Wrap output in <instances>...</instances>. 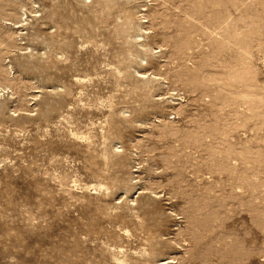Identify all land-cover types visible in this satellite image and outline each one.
Here are the masks:
<instances>
[{
    "label": "rangeland",
    "instance_id": "1",
    "mask_svg": "<svg viewBox=\"0 0 264 264\" xmlns=\"http://www.w3.org/2000/svg\"><path fill=\"white\" fill-rule=\"evenodd\" d=\"M263 178L264 0H0V264H264Z\"/></svg>",
    "mask_w": 264,
    "mask_h": 264
},
{
    "label": "bare ground",
    "instance_id": "2",
    "mask_svg": "<svg viewBox=\"0 0 264 264\" xmlns=\"http://www.w3.org/2000/svg\"><path fill=\"white\" fill-rule=\"evenodd\" d=\"M206 2H207V1H206ZM208 2H209V1H208ZM219 2H220V1H219ZM212 3H214V2H211V4H212ZM217 3H218V1H217ZM202 4H203V3H202ZM207 4H208V3H207ZM203 6H204V4H203ZM203 6H202V7H203ZM210 7H211V6H210ZM210 7H209V8H210ZM212 7H214V6H212ZM207 8H208V7H207ZM214 8H215V7H214ZM211 9H212V8H211ZM200 10H201V7H200ZM225 10H226V9H225ZM184 11H185V10H184ZM192 12H193V11H192ZM196 12H198V11H196ZM200 12H202V11H200ZM188 13H190V11H189ZM190 14H191V13H190ZM194 14H195V12H194ZM196 14H197V13H196ZM199 14H200V13H199ZM228 14H229V13H228ZM187 15H188V14H187ZM187 15H186V16H187ZM192 15H193V14H192ZM192 15H191V16H192ZM197 15H198V14H197ZM220 15H222V14H220ZM195 17H197V19L199 18V16H195ZM195 17H194V18H195ZM220 17H221V16H220ZM190 18H191V17H190ZM192 18H193V17H192ZM200 18H201V17H200ZM200 18H199V19H200ZM202 18H203V17H202ZM202 18H201V19H202ZM224 18L226 19V17H224ZM218 19H219V16H218ZM218 19H217V20H218ZM229 19H230V18H229ZM194 20H195V19H194ZM215 20H216V19H215ZM219 20H220V19H219ZM219 20H218V22H219ZM198 21H199V20H198ZM235 22H236V20L234 21V23H235ZM179 23H180V22H179ZM207 23H208V22H207ZM210 23H211V22H210ZM215 23H217V21H216ZM234 23H233V24H234ZM242 23H243V21H242ZM242 23H241V24H242ZM233 24H232V25H233ZM237 25H238V24H237ZM223 26H224V25H223ZM224 27H225V26H224ZM233 27H235V24H234ZM212 28H213V27H212ZM235 28H237V29L239 28V29H240L241 27L238 26V27H235ZM213 29H214V28H213ZM226 29H227V27H226ZM214 30H216V29H214ZM223 30H225V28H224ZM238 31H239V30H238ZM233 32H234V31H233ZM225 33H229V31H228V32L226 31ZM231 33H232V32H231ZM234 33H236V32H234ZM240 34H241V31H240ZM222 35H223V34H222ZM222 35H221V36H222ZM228 35H230V33H229ZM232 35H233V34H231V37H232ZM225 36H226V35H225ZM237 36H238V35H237ZM219 38H220V37H219ZM225 38H226V37H225ZM221 39H222V38H221ZM227 39H228V38H227ZM242 39L244 40L245 38H242ZM224 40H225V39H223V41H224ZM229 40H230V39H229ZM234 40H235V38H234ZM239 40H240V38H239ZM225 42H226V41H225ZM221 44H222V43H221ZM235 44H236V41H235ZM240 45H241V44H240ZM240 45H238V46H240ZM247 45H248V44H247ZM241 46H242V45H241ZM241 46H240V48H241ZM247 48H248V47H247ZM238 49H239V48H238ZM241 49H242V48H241ZM243 50H244V49H243ZM143 78H144V77H143ZM176 78H177V80H181V78H180L179 75H178ZM182 80H185V79H182ZM182 82H183V81H182ZM183 83H184V82H183ZM195 84H196V83H195ZM188 85H189V84H188ZM192 85H193V84H192ZM189 86H190V85H189ZM176 88H177V87H176ZM192 88H193V86H192ZM260 95H261V94H260ZM202 127H203V126H202ZM202 127H201V128H202ZM199 129H200V128H199ZM193 130H194V129H193ZM196 130H197V129H196ZM217 130H218V129H217ZM203 131H205V130H203ZM218 131H219V130H218ZM222 131H223V130H222ZM224 131H225V129H224ZM201 132H202V131H201ZM219 132H220V131H219ZM192 133H193V132H192ZM195 133H196V131H195ZM195 133L191 134V135H194V139H195ZM205 133H206V131H205ZM205 133H204V135H205ZM207 133H208V132H207ZM207 133H206V134H207ZM211 133H212V132H211ZM185 134H186V133H185ZM212 134H213V133H212ZM212 134H211V135H212ZM224 134H225V133H224ZM183 135H184V134H183ZM186 135H187V134H186ZM186 135H185V137H187ZM207 135H208V134H207ZM211 135H210V136H211ZM220 135H221V134H220ZM189 136H190V135H189ZM200 136L202 137V135H200ZM208 137H209V136H208ZM197 138H198V137H197ZM187 139H188V138H187ZM201 139L203 140V138H200V140H201ZM205 139H206V138H205ZM209 139H210V138H209ZM197 140H198V139H197ZM186 141H187V144H188L189 139L186 140ZM192 141H194V140H192ZM195 141H196V140H195ZM195 141H194V142H195ZM209 141H210V140H209ZM202 142H203V141H202ZM196 143H197V142H196ZM196 143H195V145H196ZM206 143H207V141H205V144H206ZM185 144H186V143H185ZM197 144H198V143H197ZM199 144H200V143H199ZM211 144H212V143H211ZM206 145H207V144H206ZM204 146H205V145H204ZM212 146H213V145H212ZM212 146H210V147H212ZM210 147H209V148H210ZM213 148H214V146H213ZM216 149H217V148L215 147L214 150L217 151L218 149H217V150H216ZM214 150H213V151H214ZM213 151H212V152H213ZM222 151H223V150H222ZM218 153H219V152H218ZM212 154H213V153H212ZM212 154H211V155H212ZM211 155H210V156H211ZM214 155L216 156V154H214ZM219 155H220V154H219ZM210 158H211V157H210ZM214 158H215V157H213L212 159H214ZM218 158H219V157L217 156V159H218ZM221 158H222V157H221ZM219 159H220V158H219ZM219 159H218V160H219ZM226 159H227V158H226ZM226 159H225V160H226ZM228 159H229V158H228ZM218 160H217V161H218ZM220 160H221V159H220ZM211 161H213V160H211ZM211 161H210V162H211ZM215 161H216V160L214 159L213 163H214ZM226 161H227V160H226ZM220 165H221V162L219 163V166H220ZM212 166H213V165H212ZM214 167H215V166H214ZM234 168H236V167H234ZM243 168H245V166H244ZM212 169H213V168H212ZM218 169H219V168H218ZM218 169H217L216 172L220 173V169H221V168L219 169V171H218ZM241 169H242V168H241ZM242 170H243V169H242ZM244 170H245V169H244ZM232 171H233V170H232ZM233 172H235V170H234ZM233 172H232V174H233ZM238 173H239V172H238ZM243 175H245V174H243ZM234 176H235V175H233V177H234ZM230 177H231V176H230ZM245 177H246V176H244V178H245ZM207 178H208V177H207ZM242 179H243V178H242ZM246 179L248 180L249 178L247 177ZM261 180H262V179H261ZM261 180H260V183H261V184L264 183V181H261ZM263 180H264V178H263ZM245 181H246V180H245ZM255 181H257V179H255ZM209 182H210V181H209ZM213 182H215V181H213ZM247 182H249V180H248ZM258 182H259V179H258V181H257L256 183H258ZM240 183H241V182H240ZM244 183H245V182H244ZM206 184L208 185V183H206ZM241 184H242V183H241ZM250 184H251V183H250ZM252 184H254V183H252ZM252 184H251V186L249 185V187H248L249 190H250V187H252V186H254V187H252V188H256V187H257V186L255 187V185H252ZM261 184H260V185H261ZM216 185H217V184H216ZM243 185H246V184H243ZM262 185H263V184H262ZM212 186H213V185H212ZM217 186H218V185H217ZM220 186H221V185H220ZM238 186H239V185H238ZM238 186H236V187H238ZM240 186H242V185H240ZM246 186H247V185H246ZM258 186H259V183H258ZM263 186H264V185H263ZM234 187H235V186H234ZM261 187H262V186H261ZM222 188H223V187H222ZM239 188H240V187H239ZM241 188H244V187L242 186ZM241 188H240V189H241ZM248 188L245 189V192H246V190H248ZM258 188H259V187H258ZM202 189H203V188H202ZM211 189H212V188H211ZM256 189H257V188H256ZM260 189H261V188H260ZM260 189H259V190H260ZM192 190H193V189H192ZM214 190H215V189H214ZM214 190H213V191H214ZM206 191H207V189H206ZM217 191H218V190H217ZM217 191H216V192H217ZM253 191H254V190H253ZM261 191H262V190H261ZM191 192H192V191H191ZM198 192H199V191H198ZM235 192H236V196H237V192H238V191L235 190ZM247 192H248V191H247ZM210 193H211V192H210ZM240 193H242V191H241ZM240 193H239V194H240ZM251 193H252V191H251ZM257 193H259V192H257ZM193 194H194V193H193ZM199 194H200V193H199ZM211 194H212V195H213V194L216 195L215 192H214V193L212 192ZM243 194L246 195V193H243ZM243 194H242V195H243ZM247 194H248V193H247ZM196 195H197V194H196ZM203 195H204V194H203ZM203 195H200V196H203ZM240 195H241V194H240ZM253 195H255V194H253ZM258 195H260V194H257V196H258ZM198 196H199V195H198ZM218 196H219V195H218ZM248 196H249V195H248ZM251 196H252V195H251ZM255 196H256V195H255ZM206 197H207V196H206ZM237 197H238V196H237ZM249 197H250V196H249ZM202 198H203V197H202ZM209 198L211 199V197H209ZM209 198H208V199H209ZM214 198H215V196H214ZM253 198H255V197H253ZM253 198H252V199H253ZM186 199H187V198H186ZM196 199H197V198H196ZM210 199H209V200H210ZM239 199H241V196H239ZM256 199H257V198H256ZM204 200H205V199H204ZM216 200H218V198H217ZM154 201H155V200H154ZM190 201H191V200H190ZM194 201H195V200H194ZM206 201H207V200H206ZM249 201H250V200H249ZM249 201H248V199H247V202H249ZM259 201H260V200H259ZM204 202H205V201H204ZM208 202H209V201H208ZM243 202H246V201H243ZM255 202H256V201H255ZM148 203H149V202H148ZM186 203H187V202H186ZM193 203H194V202H193ZM252 203H253V200H252ZM260 203H262V202H260ZM201 204H202V203H201ZM203 204H204V203H203ZM203 204H202V205H203ZM248 204H250V203H248ZM256 204H257V203H256ZM256 204L253 203V205H256ZM188 205H189V204H188ZM202 205H200V206H202ZM206 205H207V202H206ZM239 205H240V204H239ZM200 206H199V207H200ZM204 206H205V204H204ZM241 206L243 207L242 204H241ZM199 207H197V210H198ZM252 207H253V206H252ZM190 208H191V205H190ZM190 208L188 209V211L190 210ZM203 209H204V208H203ZM206 209H207V208H206ZM244 209H245V207H244ZM249 209H251V206H250ZM200 210H202V208L199 209V211H200ZM259 210H260V209H259ZM262 210H263V209H262ZM193 211H195V209H194ZM263 211H264V210H263ZM158 212H159V211H158ZM191 212H192V211H191ZM201 212H203V211H201ZM254 212H255V211H254ZM256 212H257V211H256ZM170 213H171V212H170ZM187 213H188V212H187ZM195 213H198V212L196 211ZM171 214H172V213H171ZM188 214H190V213H188ZM253 214H254V213H253ZM262 214H264V213L262 212ZM262 214H261V215H262ZM194 215H195V214H194ZM255 215H257V214H255ZM186 216H188V215H186ZM207 216H208V215H207ZM251 216H252V215H251ZM257 216H258V215H257ZM137 217H138V214H137ZM202 217H203V216H202ZM205 217H206V216H205ZM215 217H216V215H215ZM215 217H214V218H215ZM254 217H255V216H254ZM254 217H253V216L251 217L252 220H253ZM203 218H204V217H203ZM214 218H213V219H214ZM256 218H257V217H256ZM213 219H212V220H213ZM216 219H217V217H216ZM191 220H192V219H191ZM193 220L196 221L195 219H193ZM260 220H261V219H260ZM260 220H257V221H260ZM189 221H190V220H189ZM206 221H207V219H205V222H206ZM213 221H214V220H213ZM262 221H263V223H264V220H263V219H262ZM262 221H260V222H262ZM137 222H138V221H137ZM140 222H141V221H140ZM192 222H193V221H192ZM197 222H198V221H197ZM199 222H200V221H199ZM201 222L204 223L203 220H202ZM217 222H219V221H216V220H215V223H216V224H217ZM150 223H151V222H150ZM189 223H190V222H189ZM194 223H195V222H194ZM202 223H201V224H202ZM215 223H214V225L216 226ZM254 223H255V222H254ZM137 224H138V223H137ZM137 224H136V225H137ZM187 224H188V223H187ZM199 224H200V223H199ZM206 224H208V223H206ZM212 224H213V222H212ZM218 224H219V223H218ZM141 225H142V224H141ZM190 225H191V223H190ZM202 225H204L205 228H206V225H205V224H202ZM209 225H210V223H209ZM209 225H208V226H209ZM214 225H213V226H214ZM258 225H260V223H259ZM263 225H264V224H263ZM192 226H194V225H192ZM197 226H198V225H197ZM219 226H221V225H219ZM144 227L147 228L145 225H144ZM194 227H196V226H194ZM209 227H210V226H209ZM211 227H212V225H211ZM198 228H202V227H198ZM214 228H216V227H214ZM221 228H222V227H221ZM193 229H194V228H193ZM185 230H186V229H185ZM196 230H197V229H196ZM199 230H200V229H199ZM201 230H202V229H201ZM207 230H208V228H207ZM207 230H206V231H207ZM261 230H262V229H261ZM141 231H142V230H141ZM186 231H187V230H186ZM192 231H193V230H192ZM202 231H204V229H203ZM210 231L213 232V231L211 230V228H210L209 231H207V232H210ZM263 231H264V229H263ZM144 232H145V231H144ZM144 232H143V233H144ZM194 232H195V230L193 231V233H194ZM200 232H201V231H200ZM211 232H210V233H211ZM134 233H135V232H134ZM180 233H181V232H180ZM183 233H184V231H183ZM191 233H192V232H191ZM204 233H205V232H204ZM147 234H148V233H147ZM152 234H153V232H152ZM152 234H151V235H152ZM188 234H189V233H188ZM194 234H195V235H199V234H200V236H201L202 233H199V234L194 233ZM194 234L192 235V237L194 236ZM234 234H235V233H234ZM147 236L149 237V235H147ZM147 236H146V237H147ZM179 236H180V234H179ZM183 236H184V235H183ZM183 236H182V237H183ZM189 236H191V234H189ZM203 236H204V235H203ZM142 237H143V236H142ZM144 237H145V235H144ZM180 237H181V236H180ZM201 238H202V237H200V239H201ZM146 239H147V238H146ZM150 239H151V238H150ZM156 239H157V238H156ZM182 239H183V238H182ZM185 240H186V239H185ZM236 241H237V240H236ZM153 242H154V241H152V243H153ZM186 242H188V241H186ZM189 242H190V241H189ZM146 243H148V242H146ZM156 243H157V242H156ZM156 243H155V244H156ZM160 243H161V242H160ZM148 244H149V243H148ZM150 244H151V242H150ZM155 244H154V246H157V244H156V245H155ZM162 244H163V243H162ZM151 245H152V244H151ZM151 245H150V246H151ZM192 245H193V243H192ZM161 247H162V246H161ZM195 247H196V246H195ZM195 247H194V249H195ZM132 248H133V247H132ZM144 248H145V247H144ZM147 248H150V247H146V249H147ZM152 248H154V247L152 246ZM130 250H131V248H130ZM142 250H143V249H142ZM147 250H150V249H147ZM147 250H146V251H147ZM152 250H153V249H152ZM195 250H196V249H195ZM195 250H194V251H195ZM132 251H133V250H132ZM189 251H191V253H192L193 248H192V250L189 249ZM129 252H130V251H129ZM140 252H141V251H140ZM147 252H148V251H147ZM136 253H137V252H136ZM142 253H143V251H142ZM154 253H155V251H154ZM188 253H189V252H188ZM202 253H203V252H201V254H202ZM122 254H123V252H122ZM186 254H187V253H186ZM201 254H200V255H201ZM129 255H130V254H129ZM147 255H148V254H147ZM147 255H146V256H147ZM150 255H152V254H150ZM189 255L192 256V254H190V253H189ZM189 255H187V256H189ZM193 256H196L195 253H194ZM201 256H202V255H201ZM201 256H200V257H201ZM204 256H205V255H204ZM121 257H122V255H121ZM125 257H128V256H125ZM125 257H123L122 260L119 259V262H120V261H121V262H125V260H124ZM136 257H137V256H136ZM147 257H148V256H147ZM149 257H150V256H149ZM185 257H186V256H185ZM197 257H198V256H197ZM200 257H199V258H200ZM207 257H208V256H207ZM130 258L133 259V257H128V259H130ZM134 258H135V257H134ZM168 258H169V256H168ZM194 258H195V257H194ZM202 258H203V257H202ZM202 258H201V259H202ZM117 259H118V258H117ZM132 259H130V260H132ZM136 259H137V258H135V261H136ZM187 259H188V258H187ZM189 259H191V258H189ZM189 259H188V260H189ZM192 259H193V258H192ZM206 259H207V258H206ZM133 260H134V259H133ZM137 260H139L140 262L142 261L141 259H139V257H138ZM143 261H144V260H143ZM164 261H165V258H164ZM128 262H129V261H128ZM133 262H134V261H133ZM146 262H148V261L146 260L145 263H146ZM134 263L136 264V262H134ZM134 263H133V264H134ZM141 263H142V262H141ZM167 263H168V262H167ZM125 264H126V262H125ZM127 264H128V263H127Z\"/></svg>",
    "mask_w": 264,
    "mask_h": 264
}]
</instances>
